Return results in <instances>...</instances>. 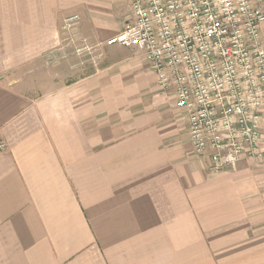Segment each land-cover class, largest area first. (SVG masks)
Listing matches in <instances>:
<instances>
[{"label":"crops","instance_id":"0c3cea01","mask_svg":"<svg viewBox=\"0 0 264 264\" xmlns=\"http://www.w3.org/2000/svg\"><path fill=\"white\" fill-rule=\"evenodd\" d=\"M70 17L90 46L132 22L129 0H0V264H264V157L212 172L148 64L65 49Z\"/></svg>","mask_w":264,"mask_h":264},{"label":"built area","instance_id":"2783aa9c","mask_svg":"<svg viewBox=\"0 0 264 264\" xmlns=\"http://www.w3.org/2000/svg\"><path fill=\"white\" fill-rule=\"evenodd\" d=\"M129 7L132 22L105 46L148 64L158 91L186 115L194 154L214 173L263 158L264 0H129Z\"/></svg>","mask_w":264,"mask_h":264},{"label":"rangeland","instance_id":"374dc122","mask_svg":"<svg viewBox=\"0 0 264 264\" xmlns=\"http://www.w3.org/2000/svg\"><path fill=\"white\" fill-rule=\"evenodd\" d=\"M72 18V17H70ZM70 18H68L67 20L64 21V26L62 27V32H63V40H62V44H63V47L65 49H68V50H76V48H78L77 50H81V49H86V48H90L93 50L94 54L97 53V55H99L101 58V63L106 61L105 60V50L107 49V47L105 46V43L103 44H97L96 46H90V45H87V44H83L82 42H77L78 40L75 39V35H74V31H71L72 28H74L75 26V21L76 19L74 20H70ZM74 26V27H73ZM85 54H87L86 52H84ZM82 53V55L84 54ZM89 54V53H88ZM80 55V56H82ZM79 59H82L85 61V64H86V61L89 60L91 62V57L90 56H83V57H80Z\"/></svg>","mask_w":264,"mask_h":264}]
</instances>
